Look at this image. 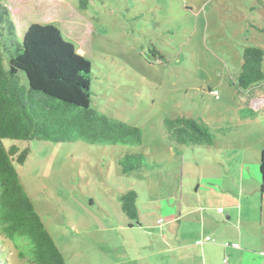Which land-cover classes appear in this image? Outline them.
Wrapping results in <instances>:
<instances>
[{
	"label": "rangeland",
	"instance_id": "1",
	"mask_svg": "<svg viewBox=\"0 0 264 264\" xmlns=\"http://www.w3.org/2000/svg\"><path fill=\"white\" fill-rule=\"evenodd\" d=\"M78 1L2 3L19 38L31 23L53 24L76 47L91 64L93 106L138 127L141 147L4 144L30 149L16 172L65 264H137L126 255L133 258L147 248L136 245L131 231H118L116 212L122 213V194L142 193L144 187L136 175L122 174L118 161L124 155L167 159L175 150L163 138L162 121L180 116L202 119L229 139L259 142L264 149V84L252 90L249 103L261 112L245 122L235 111L249 97L233 87L244 48L264 52V0H91L83 11ZM211 91L219 93L218 100ZM182 153L193 161L194 153L204 151ZM0 253L3 264H27L8 242L0 244Z\"/></svg>",
	"mask_w": 264,
	"mask_h": 264
},
{
	"label": "trees",
	"instance_id": "2",
	"mask_svg": "<svg viewBox=\"0 0 264 264\" xmlns=\"http://www.w3.org/2000/svg\"><path fill=\"white\" fill-rule=\"evenodd\" d=\"M90 1L79 0L78 9L86 10ZM263 58L262 49L244 48L240 72L233 83L237 92L251 95L255 87L264 84ZM92 80L90 62L77 54L76 47L65 41L53 24L31 23L19 38L11 14L0 0V244L10 243L18 259L27 264L65 263L16 172L30 149L7 148L4 142L142 145L138 127L108 117L93 106ZM254 113L244 108L238 111L243 119ZM162 128L169 144L183 148L212 147L217 137L226 134L202 119L187 116L164 119ZM118 165L124 175L161 166L142 154L124 155ZM260 175L264 182V152ZM136 199V193L128 191L118 200L122 213L132 222L138 221Z\"/></svg>",
	"mask_w": 264,
	"mask_h": 264
},
{
	"label": "crops",
	"instance_id": "3",
	"mask_svg": "<svg viewBox=\"0 0 264 264\" xmlns=\"http://www.w3.org/2000/svg\"><path fill=\"white\" fill-rule=\"evenodd\" d=\"M252 96L235 111L242 122L254 120L261 112L249 105ZM243 108L256 113L243 119L238 114ZM229 135L217 137L212 147L199 148L204 153H194L193 161L187 160L189 154L182 153L183 147L169 144L174 153L153 160L161 165L159 169L132 174L144 187L142 193L132 190L137 195L138 221L116 212L117 229L134 233L136 245L144 243L147 252L133 258L126 255L131 263L264 264V182L260 175L264 149L259 142H240ZM160 219L162 224H158ZM207 237L211 241H205ZM224 242L239 248H225Z\"/></svg>",
	"mask_w": 264,
	"mask_h": 264
},
{
	"label": "built area",
	"instance_id": "4",
	"mask_svg": "<svg viewBox=\"0 0 264 264\" xmlns=\"http://www.w3.org/2000/svg\"><path fill=\"white\" fill-rule=\"evenodd\" d=\"M210 94L215 100L219 99V93L217 91H211ZM217 211H218L219 214H223V210L222 209H217ZM162 223H163L162 219L158 220V224H162ZM205 241L209 242V241H211V239L209 237H207L205 239ZM224 246L225 247H231V248H234V249H238L239 248V245L235 244V243L234 244L224 243Z\"/></svg>",
	"mask_w": 264,
	"mask_h": 264
}]
</instances>
